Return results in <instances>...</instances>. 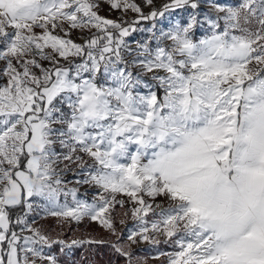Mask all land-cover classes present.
<instances>
[{"label":"snow or ice","instance_id":"snow-or-ice-1","mask_svg":"<svg viewBox=\"0 0 264 264\" xmlns=\"http://www.w3.org/2000/svg\"><path fill=\"white\" fill-rule=\"evenodd\" d=\"M96 245L264 264V0H0V264Z\"/></svg>","mask_w":264,"mask_h":264},{"label":"trees","instance_id":"trees-1","mask_svg":"<svg viewBox=\"0 0 264 264\" xmlns=\"http://www.w3.org/2000/svg\"><path fill=\"white\" fill-rule=\"evenodd\" d=\"M87 259L83 264H123V260H117L107 245H96L94 250L87 253ZM81 260V252H77L75 258Z\"/></svg>","mask_w":264,"mask_h":264},{"label":"rangeland","instance_id":"rangeland-1","mask_svg":"<svg viewBox=\"0 0 264 264\" xmlns=\"http://www.w3.org/2000/svg\"><path fill=\"white\" fill-rule=\"evenodd\" d=\"M101 14L107 15L108 14L107 9H105ZM115 15L116 14L113 13V18L115 17ZM81 227L83 228L84 226H81ZM118 227H119V225H118ZM85 231L91 232L93 235L97 236L98 238L109 239L108 234L103 232L102 230H100L96 225L89 226L87 229H85ZM112 239H114V238H112ZM141 254H143V253H141Z\"/></svg>","mask_w":264,"mask_h":264}]
</instances>
